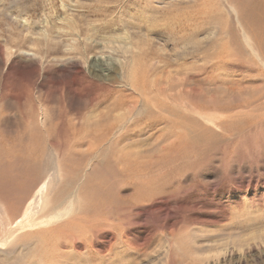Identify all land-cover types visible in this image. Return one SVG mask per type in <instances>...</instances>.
Returning <instances> with one entry per match:
<instances>
[{
	"label": "rangeland",
	"instance_id": "rangeland-1",
	"mask_svg": "<svg viewBox=\"0 0 264 264\" xmlns=\"http://www.w3.org/2000/svg\"><path fill=\"white\" fill-rule=\"evenodd\" d=\"M127 34L136 91L106 71ZM0 238V264H264V0H0Z\"/></svg>",
	"mask_w": 264,
	"mask_h": 264
},
{
	"label": "bare ground",
	"instance_id": "bare-ground-1",
	"mask_svg": "<svg viewBox=\"0 0 264 264\" xmlns=\"http://www.w3.org/2000/svg\"><path fill=\"white\" fill-rule=\"evenodd\" d=\"M68 30H69L70 36L72 35L73 38L75 39V41L77 42L78 39L81 37V33H82L81 30L76 25H70L68 27ZM133 41H134L133 37L131 35L127 34L124 37H116V38H113V39L111 38L110 41L106 42L105 47L110 48V50L112 51V53L115 56L114 57V60H115L114 66L112 68L111 67L110 68L107 67L106 71H107V75H110V74L112 75V73H113L117 77H119L118 76L119 72L120 73H122V72L125 73V81H126L125 84H126V86H128L132 90L136 91L137 82L134 79L136 77L133 76V72H132V68H133L132 61L133 60L132 61L129 60V57H131L134 54V51L135 50L137 51V49H138V47L136 46L137 44L135 45L136 42L134 41L135 42L134 43ZM77 47H78L77 44L76 45H70L69 49H68V52L75 53L76 55H80V53L77 51ZM84 49H85V47H84ZM104 49H106V48H104ZM100 59H102V58H100ZM119 103L120 102L114 103V108L115 109L119 107L118 106V105H120ZM139 105H140V103H139ZM146 107H147V105H146ZM59 180H60L59 169H58L57 166H54L53 171L49 175V177L46 180V182L40 187V189L36 193V196L34 197L33 201L31 202L28 211L23 215L21 220H23V221L26 220L27 221L29 219L32 210L35 209L37 207V205L39 203H41V201L43 199H46L48 196L51 195V191H52V188H53L54 184L59 182ZM69 212H70L69 207L65 211L61 210V209H54L52 215H50L49 218L45 222H47V223L50 222L51 223V222H57L59 220H62L69 214ZM44 224H46V223H44ZM21 226H24V225L21 224ZM29 226L32 227L34 225L30 224ZM40 226H41V224H40ZM6 245H7L6 238H0V249H2V247H5ZM75 258H80V255L78 256V255H75L73 252L72 253H68L67 252V253H65L64 255L61 256V260L59 261V264H67V262H69L70 260H73Z\"/></svg>",
	"mask_w": 264,
	"mask_h": 264
}]
</instances>
